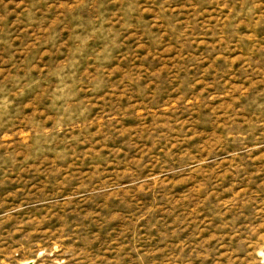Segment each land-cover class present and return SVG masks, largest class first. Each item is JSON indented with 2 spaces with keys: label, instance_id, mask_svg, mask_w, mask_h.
<instances>
[{
  "label": "rangeland",
  "instance_id": "1",
  "mask_svg": "<svg viewBox=\"0 0 264 264\" xmlns=\"http://www.w3.org/2000/svg\"><path fill=\"white\" fill-rule=\"evenodd\" d=\"M246 64L257 66L237 75ZM249 81L257 87L240 104L251 121L231 155L219 156L228 161L210 163L217 174L235 166L224 185L197 191L198 181L182 182L188 166L159 172L154 161L155 176L169 180L123 192V210L109 213L92 196L123 185L20 184L29 177L13 162L19 148L64 155L98 121L104 132L128 127L122 109L141 113L136 125L146 131L165 121L191 129ZM178 86L199 91V101L173 105ZM254 103L264 105V0H0V264H264V107L253 112ZM183 138L172 137L174 154L185 152ZM176 206L184 226L164 221ZM156 231L175 233L144 236Z\"/></svg>",
  "mask_w": 264,
  "mask_h": 264
},
{
  "label": "bare ground",
  "instance_id": "2",
  "mask_svg": "<svg viewBox=\"0 0 264 264\" xmlns=\"http://www.w3.org/2000/svg\"><path fill=\"white\" fill-rule=\"evenodd\" d=\"M246 65L248 68L246 66L244 69L235 67L238 70L237 75H240V71L257 66L254 64ZM218 68L225 70V68ZM231 71H233V65L225 73ZM237 75L235 73L230 78L237 81ZM181 87L183 86H178L177 91L181 92V94L173 100V105L181 102L185 107H188L194 102L193 99H190L193 96L195 102L199 101V96L201 95L199 91L195 92L193 88ZM256 87L253 81H249L237 97L230 99L219 110L214 108L204 118L206 120L205 123H195L191 129H176L175 125L165 121L157 122L152 127V130L146 131L136 125V118L141 113L133 115L127 109H122L119 112L121 113L120 118L125 120L124 123L128 127L115 131L116 133L104 132L99 126L101 121H98L97 125L91 130H87L82 138L71 141L70 145H64L68 147L64 155H55L44 150L32 152L28 148H19L14 155L13 162H18L23 166V168L18 170L19 178L23 175L29 177L28 179H21L20 184H25L26 181L29 182L31 177L44 178V185L51 178H59L57 185L66 190L68 185L74 183L75 178H80L81 181L73 186L75 192H82L91 187L93 189L94 186L123 185L126 187L125 191H108L92 196L102 200V203L97 205V210L109 213L123 210V192L135 191V193L139 194L142 186L149 184L151 179L154 187L165 183V180H169L168 177L165 180H160L159 177L155 176L157 169L153 163L154 161H160L161 163L159 172L166 170V168L171 169V164L188 166L191 173L190 177L182 179V182H188L189 180H192L191 182L198 181L197 191L206 189L209 183L218 179H220L219 185H224L227 182V177L236 172L234 170L235 166L230 168V171L217 174L210 163L221 166L228 161L227 158L219 159V156L222 153L231 155L230 152L233 149H231L230 141L235 139L236 133H240L244 119H248V122L251 121L247 107L240 103L243 98H248L250 90L256 89ZM238 90L239 86H235L234 92ZM192 92L194 95L191 96L190 93ZM258 104L260 106H256V103L253 104L255 106L252 105L251 110L253 112H260L264 107L263 103ZM120 123H123V121H120ZM46 132L44 131V133ZM181 134L184 135L182 144L187 147L184 153L174 154L173 152L177 150L178 143H174L172 137L174 138V136ZM140 145H142V148L135 155H130V151L133 148L139 149ZM147 155L155 157L146 162L145 157ZM122 156L124 157L123 161L121 159ZM48 163L53 165L47 167L45 171L41 170ZM83 178H86L89 183H85ZM94 180L96 185L92 183ZM140 181L142 183L138 185ZM92 197L90 196V198ZM186 201H181L180 205L182 206L188 202ZM228 202H232V200H224L223 204ZM177 208V206L173 207L172 213L164 215V221L169 226H184L189 221L187 215L176 213ZM174 233L156 231L155 233L146 232L144 236L160 240L168 236L173 237ZM126 234L123 231H114L109 235L110 237L119 238ZM138 234L139 231H133L134 236Z\"/></svg>",
  "mask_w": 264,
  "mask_h": 264
},
{
  "label": "water",
  "instance_id": "3",
  "mask_svg": "<svg viewBox=\"0 0 264 264\" xmlns=\"http://www.w3.org/2000/svg\"><path fill=\"white\" fill-rule=\"evenodd\" d=\"M21 264H35L33 261H26V262H23Z\"/></svg>",
  "mask_w": 264,
  "mask_h": 264
}]
</instances>
